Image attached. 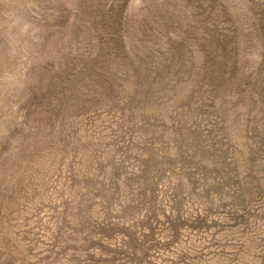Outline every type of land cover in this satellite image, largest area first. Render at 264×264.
<instances>
[{
    "label": "rangeland",
    "instance_id": "1",
    "mask_svg": "<svg viewBox=\"0 0 264 264\" xmlns=\"http://www.w3.org/2000/svg\"><path fill=\"white\" fill-rule=\"evenodd\" d=\"M0 264H264V0H0Z\"/></svg>",
    "mask_w": 264,
    "mask_h": 264
}]
</instances>
